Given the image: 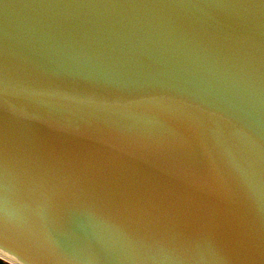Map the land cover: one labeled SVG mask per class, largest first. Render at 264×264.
Returning <instances> with one entry per match:
<instances>
[{"label": "water", "instance_id": "obj_1", "mask_svg": "<svg viewBox=\"0 0 264 264\" xmlns=\"http://www.w3.org/2000/svg\"><path fill=\"white\" fill-rule=\"evenodd\" d=\"M0 254L264 264V0H0Z\"/></svg>", "mask_w": 264, "mask_h": 264}, {"label": "bare ground", "instance_id": "obj_2", "mask_svg": "<svg viewBox=\"0 0 264 264\" xmlns=\"http://www.w3.org/2000/svg\"><path fill=\"white\" fill-rule=\"evenodd\" d=\"M0 257H2L3 259H5V260H7V261H10V262L13 263V264H14V263L16 264V262H14V261H12V260L6 258L5 256H3V255H1V254H0Z\"/></svg>", "mask_w": 264, "mask_h": 264}, {"label": "rangeland", "instance_id": "obj_3", "mask_svg": "<svg viewBox=\"0 0 264 264\" xmlns=\"http://www.w3.org/2000/svg\"><path fill=\"white\" fill-rule=\"evenodd\" d=\"M1 259H3L2 257H0ZM3 260H5V259H3ZM5 261H7V260H5ZM8 262H10V261H8ZM13 264V263H12Z\"/></svg>", "mask_w": 264, "mask_h": 264}]
</instances>
